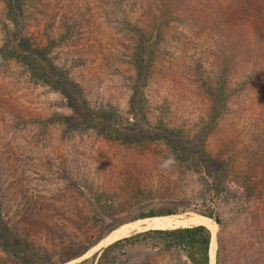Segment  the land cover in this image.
I'll use <instances>...</instances> for the list:
<instances>
[{"label": "rangeland", "instance_id": "obj_1", "mask_svg": "<svg viewBox=\"0 0 264 264\" xmlns=\"http://www.w3.org/2000/svg\"><path fill=\"white\" fill-rule=\"evenodd\" d=\"M151 1L121 0V12L112 0H19L16 20L0 0V160L13 154L27 160L17 168L24 184L9 211L0 207L1 219L9 229L24 226L36 248L54 253L50 264H59L63 252L87 248L68 264H89L121 240L110 242L111 233L141 213L172 206L170 216L188 217L180 228L211 212V227L204 225L213 235L211 264H264V0H180L166 25L161 62L148 85L136 87L132 57L121 54L131 50L117 45L120 18L151 27L167 12V0ZM125 40L133 43L129 35ZM14 47L34 57L50 50L51 64L118 130L133 122L129 100L136 87L156 133L137 135L142 141L127 146L82 127L41 129L49 117L73 114L60 93L34 82L11 55ZM225 60L222 72L229 75L217 84ZM211 88L224 92L220 107ZM14 180L0 169V192ZM62 206L69 209L64 214ZM39 217L67 224L61 240L33 225ZM162 220L127 237L163 230L150 227ZM109 255L115 264H191L152 238ZM0 264L15 262L0 249Z\"/></svg>", "mask_w": 264, "mask_h": 264}, {"label": "trees", "instance_id": "obj_2", "mask_svg": "<svg viewBox=\"0 0 264 264\" xmlns=\"http://www.w3.org/2000/svg\"><path fill=\"white\" fill-rule=\"evenodd\" d=\"M7 1L9 2L8 7L11 11L10 15L12 18L17 20V9H20L17 6L19 4V0ZM112 1L115 3V6H117V10L123 12L120 10L121 0ZM151 3L155 4V1L152 0ZM179 3L180 0H167V12L162 9L158 16L159 18H156L154 22L152 21L153 23L151 22V27L143 20H141L139 24H133L132 22H129L126 17L120 18V24L124 21V25L121 26L120 32L122 33V36L117 45L119 47L123 45V51L131 50L127 52V54H123L121 51V54L123 56L132 57L131 61L133 62L135 75L137 76L136 82L138 85L136 87H146L148 85V79L151 73L161 62L159 57L161 56L162 52L159 51V49H163V46L165 45L164 36L167 34L166 25L168 24L169 18H172L175 6ZM172 6H174V8H172ZM169 10L171 11L170 13H168ZM110 14L111 12L108 15ZM127 35H129L133 41L130 46L125 42ZM49 51L50 50L44 52L43 55H39V57H34L27 53L20 52L15 47L12 48L11 51V55L13 57L17 55L24 65L27 66V69L30 70L35 83H42L43 85L50 86L54 91L60 93L64 98H66L68 106L71 109V113L73 114L63 115L58 113L53 117H49L45 120L44 126H42L41 129H45L46 131V128H50L55 124H60L62 128H65V130H75L78 127H82L86 129L97 130V132L99 131L105 135L106 140L110 139L115 142L123 143L127 146H135L142 141V139L137 138V135L146 137L151 133H156V130L151 129L150 124L147 122L144 112L145 109L140 103V100H136V87L133 91L134 94L132 99L130 98L129 100V107L132 113L133 122H131V124H129L123 130H118L111 126L109 122L110 120L106 118V112L90 109L82 89H80V87L77 85V82H75L73 78L67 76L66 72L64 73L60 71L51 64V61L47 56ZM0 52V55H2L3 51L0 50ZM8 57H10V55ZM223 64H228V62L225 60L219 64V69L221 68V71H219V69V72L217 71L219 73H217L219 79L216 78L217 84H219V81L222 79V77H224V75H229L227 72L225 74L222 72L224 69H228V66ZM197 69L198 68H196V70ZM210 90L211 92L215 93L214 103L216 106L220 107L224 101L223 96H225L223 94V90L220 88H217V90L215 88H211ZM214 109H216V107H214ZM26 163L27 160L25 158H18L15 154H13L9 159L6 158L5 160H0L1 172L5 171L6 174L9 173L15 178L13 182L6 183L7 187L5 186V189L2 188L3 191L0 192V207H3L7 211H9L14 205L15 199L18 196L17 194L19 191H17V186L21 188V185L24 184L21 182L22 178H18L17 168L19 165H25ZM2 183L3 182L0 181V186ZM29 190H31V187ZM27 191L28 188H26V192ZM26 192L25 190L22 191L20 196L22 198L25 197ZM100 206H104V209L107 207L105 203L100 204ZM171 207L167 209L163 208L157 211L149 210L146 213H141L134 221L157 216L175 215L176 209H172L173 207ZM62 208L63 206L59 208V211H61L62 214H64L62 211L69 210L68 208H66L67 210ZM1 214L2 212L0 211V249H2L6 255L13 258L15 264L52 263L54 253L48 252V250L42 246L36 248L33 242L29 239L24 226L21 227V229H16V227L9 229L7 223L3 222L1 219ZM58 214H60V212ZM62 214L60 217L64 220H67L62 216ZM200 214L202 215H199L200 217L207 219L212 224L211 219L213 218L211 212H202ZM43 217L33 219V225H35L37 229L41 228V226H45L49 231H51L49 232L50 237H54L55 239L59 238L61 240L62 236L65 234V232L62 231H66L65 228H68L67 224L64 223L57 225L56 223L52 224L50 221L48 223L46 220L47 217ZM214 222L218 226H221V221L218 218H215ZM73 224L74 222L71 225ZM190 226L192 225L185 226L189 228L180 227L177 229L174 228L173 230H149L121 239L107 246L97 259V254H94L91 259V263L89 264H115V256H110L109 252L112 253L119 247L133 245L136 241L146 240L149 238L155 239L156 243L164 250H175L176 252L183 254L191 264H211V231L206 226ZM68 234L69 233L66 234V238ZM217 239L219 240L218 237ZM87 249L81 250L80 252H63L62 256L66 257L61 258L59 264H67L73 259L82 257L86 253ZM79 264H88V260H83Z\"/></svg>", "mask_w": 264, "mask_h": 264}, {"label": "bare ground", "instance_id": "obj_3", "mask_svg": "<svg viewBox=\"0 0 264 264\" xmlns=\"http://www.w3.org/2000/svg\"><path fill=\"white\" fill-rule=\"evenodd\" d=\"M184 216H175V217H173V216H158V217H151V218H146L143 220L141 219L138 221H134V222H131L130 224L120 228L119 230H115L113 233H111L109 241L115 242L116 240H119V239H122L124 237L131 235V233H133V232H141L142 229L148 228V227H145V222H147L149 220L154 221L156 219L164 218L160 223L155 224V225L150 226V227L157 228V229H163V230H170V229L176 228L177 226L183 225L181 220L184 221V219L185 220L188 219V217H186V216L184 217ZM206 218H208V217H206ZM188 221L192 222V224L195 223L192 226H198L197 224H199L200 226L207 225V226L211 227V224L207 221V219L202 218V217H192ZM212 239H213V235H212ZM211 263H212V261H211Z\"/></svg>", "mask_w": 264, "mask_h": 264}, {"label": "water", "instance_id": "obj_4", "mask_svg": "<svg viewBox=\"0 0 264 264\" xmlns=\"http://www.w3.org/2000/svg\"><path fill=\"white\" fill-rule=\"evenodd\" d=\"M210 219V218H209ZM137 221V220H136ZM134 222V221H133ZM190 227H193V226H190ZM183 228H189V227H183ZM177 229V228H176ZM173 230V229H172ZM68 264V263H67Z\"/></svg>", "mask_w": 264, "mask_h": 264}]
</instances>
